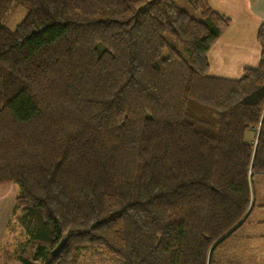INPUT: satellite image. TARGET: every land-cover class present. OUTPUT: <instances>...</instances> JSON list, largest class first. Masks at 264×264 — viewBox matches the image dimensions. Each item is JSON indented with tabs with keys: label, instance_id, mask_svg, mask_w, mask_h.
Segmentation results:
<instances>
[{
	"label": "trees",
	"instance_id": "obj_1",
	"mask_svg": "<svg viewBox=\"0 0 264 264\" xmlns=\"http://www.w3.org/2000/svg\"><path fill=\"white\" fill-rule=\"evenodd\" d=\"M175 1L0 0V187H18L24 264L92 247L121 264H212L246 222L264 176V25L258 64L214 76L229 19ZM11 6L26 14L8 30Z\"/></svg>",
	"mask_w": 264,
	"mask_h": 264
},
{
	"label": "crops",
	"instance_id": "obj_2",
	"mask_svg": "<svg viewBox=\"0 0 264 264\" xmlns=\"http://www.w3.org/2000/svg\"><path fill=\"white\" fill-rule=\"evenodd\" d=\"M207 2L213 11L229 19L228 27L221 31L207 54L209 73L237 79L242 76L244 69L258 64L260 48L256 33L259 26L264 25V0ZM3 187H0V264H9L4 260L3 243L9 235L7 226L16 190L7 193ZM252 192L253 203L246 222L216 249L212 264H264V190ZM10 193L14 194L13 200L8 196ZM229 239L230 243L226 244Z\"/></svg>",
	"mask_w": 264,
	"mask_h": 264
},
{
	"label": "rangeland",
	"instance_id": "obj_3",
	"mask_svg": "<svg viewBox=\"0 0 264 264\" xmlns=\"http://www.w3.org/2000/svg\"><path fill=\"white\" fill-rule=\"evenodd\" d=\"M175 5L187 12H191L190 9L181 1H175ZM26 14V10L22 7L11 6L9 11L4 15L2 19V24L8 29L13 30L16 25L23 19ZM173 42V41H171ZM174 43V42H173ZM252 138V132L245 133V140L250 141ZM260 175H253V178L250 179L252 182V190L255 193L264 190V179H261ZM2 187V186H1ZM5 190L8 192H12L14 189L16 190V195L18 193V187L15 184H7L4 185ZM17 188V189H16ZM10 200H13L14 194H8ZM13 197V198H12ZM13 216H10L9 224L7 226L8 237L6 241L3 243L4 248V260L12 263L24 264L22 259L30 260V256H32L33 247L28 242V237L23 233L22 228H20L17 224L14 223V229L9 230V225L13 222ZM230 239L226 244L230 243ZM3 253V252H2ZM17 261V262H16ZM38 264V263H35ZM76 264H121L119 260L107 255L105 251L100 247H92L89 250L83 251L79 253Z\"/></svg>",
	"mask_w": 264,
	"mask_h": 264
},
{
	"label": "water",
	"instance_id": "obj_4",
	"mask_svg": "<svg viewBox=\"0 0 264 264\" xmlns=\"http://www.w3.org/2000/svg\"><path fill=\"white\" fill-rule=\"evenodd\" d=\"M151 1H155V0H151ZM66 242V237H63L60 242L56 245V247L51 251V255L52 256H56L64 247Z\"/></svg>",
	"mask_w": 264,
	"mask_h": 264
}]
</instances>
